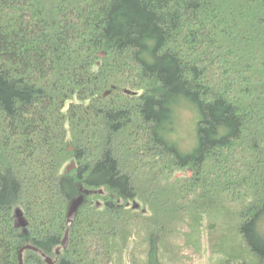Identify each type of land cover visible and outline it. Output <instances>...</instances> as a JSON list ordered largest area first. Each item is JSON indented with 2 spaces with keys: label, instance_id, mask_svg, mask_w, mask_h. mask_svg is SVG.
<instances>
[{
  "label": "trees",
  "instance_id": "16d2710c",
  "mask_svg": "<svg viewBox=\"0 0 264 264\" xmlns=\"http://www.w3.org/2000/svg\"><path fill=\"white\" fill-rule=\"evenodd\" d=\"M184 98L202 116L190 155L165 137ZM212 215L223 264H264V0H0V264L27 246L165 264L164 238Z\"/></svg>",
  "mask_w": 264,
  "mask_h": 264
},
{
  "label": "rangeland",
  "instance_id": "374dc122",
  "mask_svg": "<svg viewBox=\"0 0 264 264\" xmlns=\"http://www.w3.org/2000/svg\"><path fill=\"white\" fill-rule=\"evenodd\" d=\"M172 109L173 116L165 137L183 155H190L199 146V124L202 118L199 107L195 102L184 98L174 104ZM212 216L204 217L202 231L200 233L192 231L189 242L188 238L186 242H183L182 239L174 238L171 234L166 236L164 240L169 247V252L162 250L163 262L165 264H223V260L227 257L226 242L222 239L220 223H216L217 221L214 220L216 217ZM261 224H264V218ZM261 233L264 235V231ZM179 253H183L185 257L183 262L180 261L183 256Z\"/></svg>",
  "mask_w": 264,
  "mask_h": 264
},
{
  "label": "water",
  "instance_id": "95a60500",
  "mask_svg": "<svg viewBox=\"0 0 264 264\" xmlns=\"http://www.w3.org/2000/svg\"><path fill=\"white\" fill-rule=\"evenodd\" d=\"M127 93H129V92H127ZM108 94H105V97ZM70 150L73 151V148H71ZM75 169H76V165H75V163H73L68 168V173H71ZM180 176H183V175H180ZM88 195H90V191L82 190V194L70 204V207H69V210H68V214H67V227H68V230H67L64 242H63V248L64 249L68 248L70 229H71V227H73V225H74V223H75V221H76V219L78 217L80 209L82 208V206L86 202V196H88ZM134 209H139V205L137 203H134ZM15 218H16V223H15L16 228H20V229H27L28 228L29 222L26 220V218L24 216V213L21 210H18V211L15 212ZM27 250L37 251L44 258V260L48 264H54V262L50 258L46 257L44 255V253H42L41 251H39L38 249H36V248H34L32 246H27L21 251L20 264H24V262H23V254Z\"/></svg>",
  "mask_w": 264,
  "mask_h": 264
},
{
  "label": "snow or ice",
  "instance_id": "6c2138e0",
  "mask_svg": "<svg viewBox=\"0 0 264 264\" xmlns=\"http://www.w3.org/2000/svg\"><path fill=\"white\" fill-rule=\"evenodd\" d=\"M259 228H260L261 231H264V224H261V225L259 226Z\"/></svg>",
  "mask_w": 264,
  "mask_h": 264
}]
</instances>
